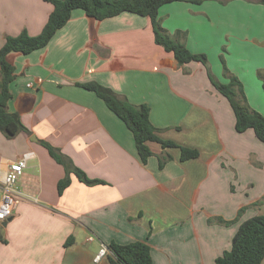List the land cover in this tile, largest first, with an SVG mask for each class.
Masks as SVG:
<instances>
[{
	"label": "crops",
	"instance_id": "obj_1",
	"mask_svg": "<svg viewBox=\"0 0 264 264\" xmlns=\"http://www.w3.org/2000/svg\"><path fill=\"white\" fill-rule=\"evenodd\" d=\"M52 10L45 0H0V48L23 30L38 35ZM159 21L172 37L185 33L180 41L206 55L218 81L236 75L250 108L264 115L263 3L173 1L160 7ZM7 58L16 74L8 111L30 133L0 130L2 177L12 161L31 155L12 219L0 222V264H110V251L97 256L112 241L148 243L152 264H215L240 225L264 215V142L253 129L236 130L207 67L179 64L155 42L148 16L99 20L77 8L46 46ZM90 81L147 104L160 138L199 156L182 160L180 147L149 141L152 155L143 162L124 121L78 84ZM41 140L103 182L88 185L71 173L59 194L66 169Z\"/></svg>",
	"mask_w": 264,
	"mask_h": 264
},
{
	"label": "trees",
	"instance_id": "obj_2",
	"mask_svg": "<svg viewBox=\"0 0 264 264\" xmlns=\"http://www.w3.org/2000/svg\"><path fill=\"white\" fill-rule=\"evenodd\" d=\"M53 5L46 24L38 35H30L26 30L15 36H7L0 48V130L12 137L20 131L30 133L21 122L17 113L8 111V102L12 97L10 84L15 79V67L8 61V54L21 52L24 54L42 48L48 44L54 34L62 28L71 18L72 12L83 9L93 18L102 20L117 16L123 12H131L151 19L155 34V42L166 51L172 52L179 64L191 61H201L206 67L209 77L220 94L228 99L235 114V128L238 132L253 129L256 136L264 142V115L251 109L247 103L242 82L234 74H230L229 82L218 81L210 71L205 54H195L180 41L183 31H177L172 37L161 26L159 21V9L164 4L173 1H189L202 3L205 0H45ZM264 4V0H258ZM226 74L230 73L225 59L221 56ZM264 87V75L261 74ZM80 86L94 91L104 100L106 105L124 121L132 131L140 158L146 162L152 151L149 141L160 143L163 147L178 146L181 149V159L196 158L199 156L197 149L178 145L173 141L160 138L158 129L150 120V107L147 104H134L125 97L118 95L113 89L99 82L90 81L78 83ZM51 156L66 169V175L58 182V192L62 194L70 185V174L74 173L88 185L102 183V180L91 179L87 174L68 159L60 150L50 143L41 140ZM164 161H161L163 165ZM71 236L66 245L73 242ZM108 260L110 264H152L150 245L143 241H134L127 244H119L112 241L108 244ZM264 258V215H255L245 220L236 232L232 247L217 257L215 264H260Z\"/></svg>",
	"mask_w": 264,
	"mask_h": 264
},
{
	"label": "built area",
	"instance_id": "obj_3",
	"mask_svg": "<svg viewBox=\"0 0 264 264\" xmlns=\"http://www.w3.org/2000/svg\"><path fill=\"white\" fill-rule=\"evenodd\" d=\"M30 155L31 153H27L19 159L12 161L4 176L2 177L0 174V222H4L12 216L14 208L19 201L22 193L16 184L27 167V159ZM108 251V248L103 246L97 259Z\"/></svg>",
	"mask_w": 264,
	"mask_h": 264
},
{
	"label": "water",
	"instance_id": "obj_4",
	"mask_svg": "<svg viewBox=\"0 0 264 264\" xmlns=\"http://www.w3.org/2000/svg\"><path fill=\"white\" fill-rule=\"evenodd\" d=\"M32 138H36V137H32ZM11 219H12V217H9V218H8V220H11Z\"/></svg>",
	"mask_w": 264,
	"mask_h": 264
}]
</instances>
